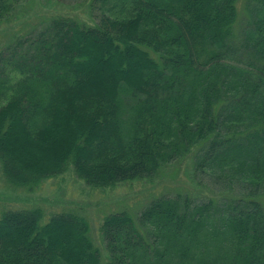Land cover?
Listing matches in <instances>:
<instances>
[{
    "label": "trees",
    "instance_id": "16d2710c",
    "mask_svg": "<svg viewBox=\"0 0 264 264\" xmlns=\"http://www.w3.org/2000/svg\"><path fill=\"white\" fill-rule=\"evenodd\" d=\"M18 1L0 0V21ZM72 9L0 49L3 176L36 184L71 166L102 188L186 163L228 189L108 213L102 247L76 212L9 207L0 264H264V0Z\"/></svg>",
    "mask_w": 264,
    "mask_h": 264
},
{
    "label": "rangeland",
    "instance_id": "374dc122",
    "mask_svg": "<svg viewBox=\"0 0 264 264\" xmlns=\"http://www.w3.org/2000/svg\"><path fill=\"white\" fill-rule=\"evenodd\" d=\"M88 4L89 0H19L11 14L0 21V49L18 37L24 42L40 30L41 23L48 16L72 8L80 11ZM186 166V163L172 164L153 179H135L102 188L86 184L75 175L71 166L60 175L24 185L10 183L0 168V212L9 207H39L44 219L55 212H76L87 219L90 237L102 247L98 225L108 213L127 211L135 216L151 199L161 194L181 192L201 197L218 195L220 190L228 189L227 186L221 189V184L208 176H193L190 169L185 174Z\"/></svg>",
    "mask_w": 264,
    "mask_h": 264
}]
</instances>
